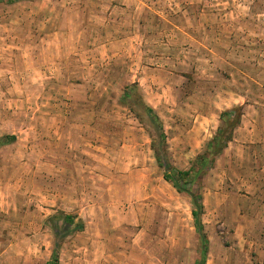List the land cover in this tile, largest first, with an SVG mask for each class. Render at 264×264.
Here are the masks:
<instances>
[{"label": "rangeland", "instance_id": "rangeland-1", "mask_svg": "<svg viewBox=\"0 0 264 264\" xmlns=\"http://www.w3.org/2000/svg\"><path fill=\"white\" fill-rule=\"evenodd\" d=\"M232 108L193 186L205 264H262L264 0H0V264H193L164 165L187 169Z\"/></svg>", "mask_w": 264, "mask_h": 264}, {"label": "trees", "instance_id": "trees-1", "mask_svg": "<svg viewBox=\"0 0 264 264\" xmlns=\"http://www.w3.org/2000/svg\"><path fill=\"white\" fill-rule=\"evenodd\" d=\"M9 1L11 2L12 0ZM235 109H226L219 113L220 123L216 131L206 142L203 151L190 162V166L187 169H178L164 165V179L169 181L177 191L188 193L192 199L191 215L200 239L199 255L193 264H205L208 253V239L201 220L203 203L201 202V196L195 193L193 186L196 178L207 172V169L214 163L215 158L223 152L224 148L232 140L234 129L240 124V115L234 113ZM147 110L153 112V109L149 106H147ZM154 116L157 118L156 114ZM4 139H6L5 141L13 140L14 136L7 135ZM210 154L212 156H209ZM65 217L67 220H70L69 216ZM46 264H59L57 252H54L52 258Z\"/></svg>", "mask_w": 264, "mask_h": 264}, {"label": "crops", "instance_id": "crops-1", "mask_svg": "<svg viewBox=\"0 0 264 264\" xmlns=\"http://www.w3.org/2000/svg\"><path fill=\"white\" fill-rule=\"evenodd\" d=\"M218 118H219V115H218ZM218 121L220 122L219 119H218ZM251 126L253 127L254 125H251ZM229 143H231V141ZM229 143L224 148V150L228 149ZM224 150H223V152H224ZM217 158H216V160H218ZM251 171H253L252 177H251V179H252V185L251 186L253 187V191L251 192L250 199L252 202H254V205L250 208V211H252L254 213H263L261 220H262V222H264V160H261V158H255V168L251 169ZM203 206H204V204H203ZM263 226H264V223H263ZM263 261H264V255H263V259H262V264H263Z\"/></svg>", "mask_w": 264, "mask_h": 264}]
</instances>
